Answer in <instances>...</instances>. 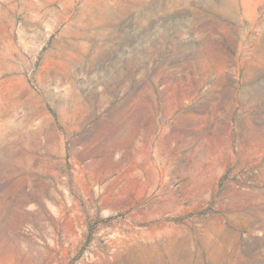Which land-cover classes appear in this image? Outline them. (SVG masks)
Instances as JSON below:
<instances>
[{
    "label": "rangeland",
    "instance_id": "rangeland-1",
    "mask_svg": "<svg viewBox=\"0 0 264 264\" xmlns=\"http://www.w3.org/2000/svg\"><path fill=\"white\" fill-rule=\"evenodd\" d=\"M0 264H264V0H0Z\"/></svg>",
    "mask_w": 264,
    "mask_h": 264
}]
</instances>
